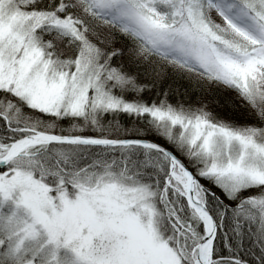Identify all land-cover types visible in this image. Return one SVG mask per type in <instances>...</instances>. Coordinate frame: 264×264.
Returning <instances> with one entry per match:
<instances>
[{
    "label": "snow or ice",
    "instance_id": "6c2138e0",
    "mask_svg": "<svg viewBox=\"0 0 264 264\" xmlns=\"http://www.w3.org/2000/svg\"><path fill=\"white\" fill-rule=\"evenodd\" d=\"M0 264H264V0H0Z\"/></svg>",
    "mask_w": 264,
    "mask_h": 264
}]
</instances>
